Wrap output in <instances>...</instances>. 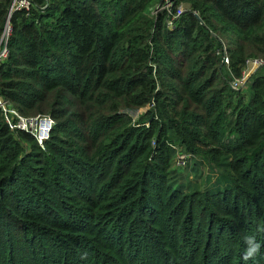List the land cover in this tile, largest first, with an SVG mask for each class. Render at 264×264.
Segmentation results:
<instances>
[{"label": "trees", "instance_id": "1", "mask_svg": "<svg viewBox=\"0 0 264 264\" xmlns=\"http://www.w3.org/2000/svg\"><path fill=\"white\" fill-rule=\"evenodd\" d=\"M32 1L0 97L56 126L42 149L0 109V264H264V66L231 86L264 62V0H172L174 29L162 0Z\"/></svg>", "mask_w": 264, "mask_h": 264}, {"label": "built area", "instance_id": "2", "mask_svg": "<svg viewBox=\"0 0 264 264\" xmlns=\"http://www.w3.org/2000/svg\"><path fill=\"white\" fill-rule=\"evenodd\" d=\"M32 4V0H15L12 4L8 24L5 28V32L0 44V64H2L9 56L8 42L13 31L10 24L12 15L17 11L29 12L31 10ZM182 6L183 5H180L177 9H175L174 2L172 0H162V4L157 6L153 14L157 15L163 11L167 12L166 24L169 29H174L175 21L185 13V10ZM218 55H222V63H226L228 65L230 64L226 47L224 48L223 52H219ZM263 66L264 62L262 60H249L247 62L246 68L242 72V76L239 79L233 81L231 85L232 88L239 91L245 89L249 82V78L252 77ZM0 109L3 112L6 123L12 131L19 130L30 133L36 139L40 147L45 149V144L51 137V133L56 126V121H54L50 116H37L34 118L24 117L20 115L14 108H12L2 97H0Z\"/></svg>", "mask_w": 264, "mask_h": 264}, {"label": "rangeland", "instance_id": "3", "mask_svg": "<svg viewBox=\"0 0 264 264\" xmlns=\"http://www.w3.org/2000/svg\"><path fill=\"white\" fill-rule=\"evenodd\" d=\"M159 5V4H158ZM183 9L186 11H188L187 7L186 6H182ZM226 47V46H225ZM227 49V48H226ZM222 64H225V65H222ZM221 64V67L222 69H225L223 68V66H228V64L226 63H222ZM260 70V69H259ZM258 70V71H259ZM251 77L249 78L248 81H250ZM233 82H231V85H232ZM234 86V85H233ZM244 90V89H243ZM248 94V91H245L244 94ZM2 111V110H1ZM146 110H141V111H129V114L130 116L133 118L134 122L138 121L140 119V117L143 115V113L145 112ZM34 117H37V115L35 116H32V117H29V118H34ZM30 134V133H28ZM31 135V134H30ZM38 143V142H37ZM46 149V148H45ZM189 158L188 155H186L185 153H177V155L172 159V166L178 168V170L180 171V174L184 173L185 172V166L187 164V159ZM208 170H209V167L207 166V170L205 171V173H208ZM186 173V172H185ZM199 178V177H198ZM205 179H206V176L204 174L203 178L202 179H198V184H199V188H200V191L203 192V191H206V184H205ZM27 247V245H26Z\"/></svg>", "mask_w": 264, "mask_h": 264}, {"label": "clouds", "instance_id": "4", "mask_svg": "<svg viewBox=\"0 0 264 264\" xmlns=\"http://www.w3.org/2000/svg\"><path fill=\"white\" fill-rule=\"evenodd\" d=\"M244 242V259H254L260 251V244L256 241L255 236H245Z\"/></svg>", "mask_w": 264, "mask_h": 264}, {"label": "crops", "instance_id": "5", "mask_svg": "<svg viewBox=\"0 0 264 264\" xmlns=\"http://www.w3.org/2000/svg\"><path fill=\"white\" fill-rule=\"evenodd\" d=\"M185 6V5H184Z\"/></svg>", "mask_w": 264, "mask_h": 264}]
</instances>
